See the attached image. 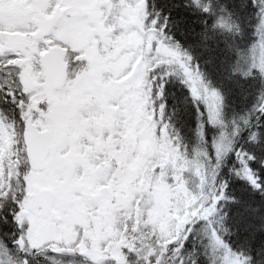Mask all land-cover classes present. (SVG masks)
<instances>
[{
    "label": "snow or ice",
    "instance_id": "6c2138e0",
    "mask_svg": "<svg viewBox=\"0 0 264 264\" xmlns=\"http://www.w3.org/2000/svg\"><path fill=\"white\" fill-rule=\"evenodd\" d=\"M178 7L165 15L157 0H0V164L9 175L15 168V180L0 183V264H118L113 241L127 264H200L201 255L222 264L213 239L245 264H264V241L234 250L224 239L231 229L216 233L195 214L198 206L184 207L181 177L162 158L169 145L184 146L172 123L176 113L168 114L171 76L182 74L198 110L203 106L204 126H212L209 106L198 98L200 66L174 35L183 23L170 19ZM236 8L250 13L249 38L238 45L247 54L264 32V0H238ZM197 44L213 63L219 45L204 34ZM169 45L186 53L183 65ZM226 52L227 65H236L238 50ZM228 74L259 82L239 141L246 133L260 154L234 149L218 164L217 179L225 195L226 172L264 193V75L231 67ZM209 159L218 163L215 148ZM243 167L252 175L242 176ZM165 208L173 226L167 234L152 222ZM245 211L259 220L253 236L264 233V208ZM205 229L203 252L186 255L193 232Z\"/></svg>",
    "mask_w": 264,
    "mask_h": 264
},
{
    "label": "trees",
    "instance_id": "16d2710c",
    "mask_svg": "<svg viewBox=\"0 0 264 264\" xmlns=\"http://www.w3.org/2000/svg\"><path fill=\"white\" fill-rule=\"evenodd\" d=\"M157 3L163 7L165 15L169 14L170 5H180L172 9L170 14V19L180 18L183 21L180 29L174 30V35L176 40L193 56L194 62L200 66L198 98L203 97L204 102L208 104L209 121L212 124V126H204L200 116L203 106L198 110L190 89L183 83L182 74L171 76L166 86L168 114L176 113L172 123L186 150L184 146L173 148L169 145L168 151L162 158L181 177L180 187L184 207L198 206L195 214L208 218L209 227L214 225L216 233L223 235L226 234V229H231L232 234L225 236L224 239L234 250L247 252L249 243L258 244L264 241V233L253 236L254 226L259 223V220L245 209L249 206L264 208V193L253 191L245 181L232 178L226 172L225 176L229 179L230 185L229 193L225 195L223 185L217 179L220 170L218 164H223V158L236 148H244L260 154L259 149L247 142L246 133L239 141L244 120L241 116L254 105L259 82L230 79L228 69L231 67L236 73L250 75L251 69L256 68L264 75V32L257 33L260 39L253 43L245 54L238 49V45L247 43L249 38L246 18L250 13L237 10L238 0H157ZM228 5H232V8L229 9ZM200 34L207 35L213 43L219 45L213 63H208V54L203 52L197 44V36ZM242 35L244 39L238 41L237 37ZM226 47L238 50L240 59L236 65H227L225 62ZM172 53H175L182 65L186 62V53L182 52L178 46L169 45L168 54ZM209 79L215 88L209 86ZM220 91L224 96H221ZM214 97L217 103L213 107ZM253 122L255 123V118ZM259 126L264 127V118L261 119ZM167 131L171 136L172 130ZM212 148H215L217 164L209 159ZM258 171L261 176H264V170L258 169ZM239 172L245 177L252 175L247 167L240 168ZM8 180H15V168L13 166L9 175L8 168L0 164V183H6ZM217 192H220L219 198L216 195ZM232 199H239L240 203L221 202V200ZM210 200L212 204L208 206ZM172 207H176V204L172 203ZM202 225L203 222L198 223L196 229H201ZM166 227L168 231H165V234L173 230L171 217ZM207 235L206 229L202 233L194 231L193 236L186 243V255L192 253L193 249L203 252L201 240L203 239V243L207 244V240L203 238ZM147 239H150V236ZM9 246H12L11 243ZM211 248L213 255L221 259L222 264H228L227 260L231 257L245 264L243 256H237L222 240L213 239ZM44 264L47 262L45 261ZM122 264H127L124 256ZM200 264H207L203 255L200 256Z\"/></svg>",
    "mask_w": 264,
    "mask_h": 264
},
{
    "label": "rangeland",
    "instance_id": "374dc122",
    "mask_svg": "<svg viewBox=\"0 0 264 264\" xmlns=\"http://www.w3.org/2000/svg\"><path fill=\"white\" fill-rule=\"evenodd\" d=\"M216 103H217V99H216V97H214L213 98V107L216 105ZM165 199L167 200L168 206L172 207L173 201L171 199H168L167 197H165ZM169 221H170V216L167 213V208H165L162 215L156 217L152 222L157 226L158 229L165 232V231H168V227H166V225H167V223H169ZM109 232L113 233L114 229L110 228ZM113 244L115 245V249H116V251L114 253L115 258L117 259L118 264H122V257L124 256V254L120 250V242L113 241ZM227 263L228 264H241V262H239L238 259L232 258V257L227 260Z\"/></svg>",
    "mask_w": 264,
    "mask_h": 264
}]
</instances>
